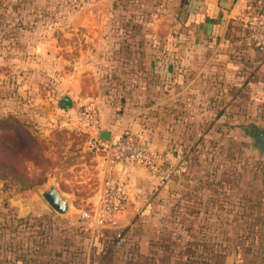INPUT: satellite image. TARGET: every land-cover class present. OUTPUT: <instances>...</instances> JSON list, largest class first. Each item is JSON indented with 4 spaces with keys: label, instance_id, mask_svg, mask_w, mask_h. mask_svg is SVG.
<instances>
[{
    "label": "rangeland",
    "instance_id": "1",
    "mask_svg": "<svg viewBox=\"0 0 264 264\" xmlns=\"http://www.w3.org/2000/svg\"><path fill=\"white\" fill-rule=\"evenodd\" d=\"M83 5L0 0V119L27 125L36 150L22 158L20 172L45 179L23 188L11 169L0 177V264H264V156L242 127L264 125V52L235 81L200 83L199 90L226 95L191 101L198 107H189L180 129L172 128L174 115L149 112L155 109L145 51L160 1L96 4L90 24L77 25ZM245 10L254 13L256 4ZM75 89L79 97L94 96L78 105L79 97L70 96ZM63 95L73 107L58 106ZM89 101L120 108L128 131L148 143L154 125L174 133L175 142L182 138L174 147L187 166L150 242L152 254H131L132 243L117 247L115 234L80 218L77 209L87 206L98 181L78 182L97 154L82 114ZM49 182L68 200V212L57 213L39 194ZM228 250L234 254L223 257Z\"/></svg>",
    "mask_w": 264,
    "mask_h": 264
},
{
    "label": "crops",
    "instance_id": "2",
    "mask_svg": "<svg viewBox=\"0 0 264 264\" xmlns=\"http://www.w3.org/2000/svg\"><path fill=\"white\" fill-rule=\"evenodd\" d=\"M82 1L85 5L79 7L83 9L80 10L83 17L80 20L74 19L77 25L90 24L89 11L92 6L97 4L101 9L106 8L108 2L112 0ZM91 1L93 4H87ZM159 1L160 11L151 23L150 36L153 42L147 45L145 51L147 71L151 78L150 82H153V95L149 105L151 104L150 106L155 109L149 112L153 115L161 112L174 115L175 117L170 119V126L180 129L189 107L195 106L198 99L226 95L223 94L224 91H221L222 95H218L211 94L212 90L209 92L199 90L200 83L235 81L240 75H244L246 68L252 65L258 54L264 52L263 48L254 45L244 36L242 16L246 14L245 6L256 4V0H229L230 5L227 8L220 5V0ZM181 13L184 14L182 21L179 18ZM77 92V89L70 90V96L73 98L76 94L78 98ZM93 96L92 94L86 97L80 96L78 105L85 101L84 98ZM193 100L194 104L191 102ZM88 106L95 107L98 118L97 125L87 129L90 134H97L103 140H112L117 135L132 129L131 124L127 122L129 120L121 115L120 108L102 101L98 104L89 101ZM206 107L212 108L213 105ZM77 108L75 106V109ZM154 126L151 142L149 141L151 146L155 150L167 153L172 161L181 158L183 155L180 149L174 146L180 145L182 138L180 142H175L174 133L158 131L160 129ZM102 167L100 155L95 154L91 164L85 167L86 174L83 176V181H78L91 182L95 176L98 180L93 191H90L91 196L84 208H92L97 201ZM119 171H123L127 190L123 208L113 221L99 223L90 219L89 222L97 232L115 234L121 231L124 234V243L134 244L133 253L138 257H144V253L150 252V242L157 237L160 219L170 209L169 196L178 180L174 178L166 186L160 187L147 169L138 163L123 168L120 166ZM65 180L68 183L72 181L68 178ZM45 186L46 183L41 185V187ZM62 192L72 195L71 191ZM81 209H77L78 213ZM231 253L234 254L228 250L222 254L224 257Z\"/></svg>",
    "mask_w": 264,
    "mask_h": 264
},
{
    "label": "built area",
    "instance_id": "3",
    "mask_svg": "<svg viewBox=\"0 0 264 264\" xmlns=\"http://www.w3.org/2000/svg\"><path fill=\"white\" fill-rule=\"evenodd\" d=\"M243 27L247 38L254 45L264 48V0H256L254 13L244 15ZM82 114L87 129L97 125V111L94 106H86ZM89 143L100 155L103 167L97 201L92 208L81 209L82 220L110 222L121 211L127 190L123 171H119L120 166L123 168L134 163L143 165L160 187L178 178L187 166L185 158L172 161L167 153L153 149L146 139L131 131H125L112 140H103L97 134H92ZM124 242V234L117 231L114 245L119 247Z\"/></svg>",
    "mask_w": 264,
    "mask_h": 264
},
{
    "label": "trees",
    "instance_id": "4",
    "mask_svg": "<svg viewBox=\"0 0 264 264\" xmlns=\"http://www.w3.org/2000/svg\"><path fill=\"white\" fill-rule=\"evenodd\" d=\"M244 32V36L247 37L245 28ZM34 145V137L27 129V125L24 124L23 121H20L18 118L13 116L1 118L0 177H8L9 174L7 173V170L11 169L12 174L14 173L12 178L17 180L23 188H29L45 181L44 178H39V180L34 181L31 176L27 175L26 173L24 174L22 171L20 172L22 158L29 156L30 153L36 150ZM134 249L135 245L131 246V254H134ZM149 253L152 254L153 251L150 250Z\"/></svg>",
    "mask_w": 264,
    "mask_h": 264
},
{
    "label": "water",
    "instance_id": "5",
    "mask_svg": "<svg viewBox=\"0 0 264 264\" xmlns=\"http://www.w3.org/2000/svg\"><path fill=\"white\" fill-rule=\"evenodd\" d=\"M220 5L224 8L229 7V0H220ZM182 17L184 14H180V21H182ZM74 101L69 95H63L58 103V106L62 109H69L73 107ZM242 127L246 129L247 134L250 137L251 146L257 152L259 157L264 156V125L248 122L242 124ZM39 194L45 199V201L49 204V206L59 214H64L69 210L68 200L63 197L61 191L54 182H49L48 185L39 189Z\"/></svg>",
    "mask_w": 264,
    "mask_h": 264
}]
</instances>
